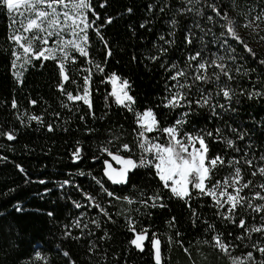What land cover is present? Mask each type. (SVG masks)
I'll return each mask as SVG.
<instances>
[{"label": "trees", "instance_id": "obj_1", "mask_svg": "<svg viewBox=\"0 0 264 264\" xmlns=\"http://www.w3.org/2000/svg\"><path fill=\"white\" fill-rule=\"evenodd\" d=\"M91 2L100 13L96 25H103L101 34L108 45L105 46L95 29L90 28L89 56L71 51L76 61L69 60L65 64L68 81H63L57 60L32 58L29 64L22 54L17 61L18 65H24L23 69L18 68L22 72V83L18 82L11 67L12 52L22 53V49L8 37L14 30L21 31V23L13 22L22 21L24 17L20 13L26 16L28 9L10 14L0 6V131L12 130L16 136L12 141L0 136V264H71L72 261L75 264H155L148 241H145L144 251L130 244L135 235L132 226L137 231L148 228L150 237L153 233L159 236L167 264H233V257L243 260L248 251H253L257 261L264 262V255L251 248L257 241L264 245V233L253 232L250 238L237 239L244 231L239 227V219H245L246 227H259L264 222L261 219L264 212H254L247 206L238 207L234 216L236 223H233L222 218L228 205L218 207L211 197L199 195L194 189L190 200L175 197L150 168H140L134 175L130 173L128 184L115 185L103 172V160H111V157L102 152L104 146L115 152L120 144L129 143L134 158L139 156L133 131L138 128L134 111L152 108L161 129L181 120L189 111V105L182 102L175 107L166 106L167 98L175 94L178 84L193 83L195 65L205 60L209 62L206 74L212 79L197 81L183 92L193 101L201 96H211L212 104H223L225 108L217 107L213 111L208 105L193 104L194 115L189 114L187 123L180 126L181 135L185 132L194 135L213 133L212 137L205 135L207 156L210 160L220 155L224 163H218L212 169L211 177L206 181L209 187L217 181L223 183L239 166L244 181H253L240 195L252 197L253 204L264 203L253 196L255 191L264 195V189L259 187L264 184V175H251L256 168L264 166V160H261L264 157V96L249 98L246 94L264 92V64L260 63L264 60L263 45L248 38L246 33L237 32L244 44L256 53L253 57L240 41L226 36L227 20L215 16L208 8L214 3L227 11L229 19L241 24L248 14L264 17V0H193L192 4L187 0H109L104 8L100 7L103 0ZM184 6L193 11L181 13L179 9ZM128 7L133 8L131 14L126 11ZM109 15L116 17L111 24L106 23ZM208 16L213 19H207ZM88 17L90 21L95 20L91 11ZM189 31L191 44L186 42ZM65 36H69L68 31ZM225 38L227 45L222 46ZM35 46L40 47L39 41ZM108 47L111 55L107 54ZM160 48L167 51L160 53ZM197 51L201 56L190 61L189 55ZM154 55L160 58L152 60L150 57ZM218 57L224 59L218 60ZM212 60L224 63L226 70L232 73V79L220 74L217 83L213 74L220 70L211 63ZM97 65L103 71H98ZM171 65H176V69ZM178 69H184L186 76L173 80L174 71ZM113 72L130 81V94L135 98L133 111L118 104L110 95L112 86L108 77ZM204 72L201 70L202 74ZM86 76L90 78L91 109L83 101H70L66 95L67 92L82 95ZM60 83L64 84V91L58 87ZM223 87L234 93L230 101L222 96ZM13 99L17 102L16 108L12 107ZM32 100L37 103L33 105ZM229 104L235 111L228 109ZM34 115L41 116L42 122H29L28 118ZM48 124L53 130L48 129ZM216 129H220L219 136ZM233 129L242 134L243 139H239ZM113 135L120 139L110 145L108 141ZM148 135L160 143L168 141V135L159 130ZM228 139L235 141L234 147L228 146ZM78 144L83 150L81 158L76 160L72 152ZM120 154L127 155L125 152ZM233 157L239 161L238 165L228 164ZM246 158L253 160L251 167L245 163ZM17 165H22L27 175L20 172ZM81 172L84 175H80ZM94 177L102 179L104 186L117 195L132 197L134 202L130 204L127 200H116L99 192L100 186ZM25 180L30 182L25 183ZM39 180L46 183H38ZM65 180L70 183L61 188L60 184ZM228 183L231 185L232 181L229 179ZM45 188L51 191L45 193ZM80 189L96 196L97 203L111 214L112 220L86 203ZM141 193L144 199L153 194L163 196L164 207L145 208L138 202ZM109 200L111 204L107 203ZM17 201L21 203L22 211H16ZM74 202L82 207L77 208ZM49 212L53 215L49 216ZM172 217H175L174 221ZM94 220L99 222V227L92 223ZM217 233L235 247L225 253L213 246L210 242ZM37 251L45 256L44 261L35 259ZM65 251L69 256H64ZM244 264L249 262L244 261Z\"/></svg>", "mask_w": 264, "mask_h": 264}, {"label": "snow or ice", "instance_id": "obj_2", "mask_svg": "<svg viewBox=\"0 0 264 264\" xmlns=\"http://www.w3.org/2000/svg\"><path fill=\"white\" fill-rule=\"evenodd\" d=\"M188 4H192L193 0H187ZM24 4L28 9L27 15L21 12V16L24 17L22 21H14L13 23H21V31H13L12 34L8 37L11 41H13L18 49H22V53L20 51H13L12 55L14 57L11 67L13 69V74L17 77L18 82L20 77L22 76V72L18 70V68L23 69L24 65L17 64V61L21 59V55L23 54V58L26 63H31L32 58L36 59H53L57 60L63 81H68L69 76L67 74L65 64L69 60L73 63L76 61V57L72 56L71 51H76L80 55L84 57L89 56V52L87 51V47L89 46V36L88 30L90 28H94L96 34L100 36L101 41L108 45V41L101 34V28L103 25L97 26L96 20L100 19V13L96 12L92 6L91 0H74L72 3V11L69 12L67 10V5L65 4V0H0V6H2L6 11L10 14L14 11H19L20 5ZM109 0H103V3L100 4L101 8L108 6ZM63 6L62 11H58V8ZM151 7V6H150ZM208 8L211 9L212 13L215 16H222L225 20H227L226 33L231 37L235 38L237 41H240L243 44V47L250 53L253 57H255L256 53L250 48L247 44L241 40L240 36L237 34L234 28V22L228 18V13L222 7H217L216 4H209ZM91 11L95 20L90 21L88 17V13ZM126 11L131 14L133 12V8L128 7ZM163 11V8L161 9ZM181 13H187L193 11L192 8H188L184 6L179 9ZM196 11H202L201 9H196ZM261 17L257 16L256 19L259 20ZM116 19L114 16H107L106 23L111 24ZM207 19L212 20L213 16H208ZM173 24L176 23L175 20L172 21ZM250 23V22H249ZM144 25L142 24L141 27ZM247 26V25H246ZM199 27V25H197ZM67 30L71 33L72 39H61L64 31ZM25 33H33L32 35H25ZM36 33H39L37 35ZM223 35V34H222ZM55 37L54 40L52 38ZM163 39V37H161ZM52 40V45L49 46V41ZM39 41L40 47L37 49L35 46V42ZM186 42L192 43V35L191 31L186 36ZM167 43H172V41H167ZM227 45V39H223L222 46ZM160 53H165L167 49L160 48L158 50ZM30 54V55H29ZM107 54L111 55V48L108 47ZM201 56L199 51L195 52L194 55H189L188 59L190 61H196L198 57ZM59 57V58H58ZM152 60H157L159 56L150 57ZM231 58V57H229ZM223 57H218V60H223ZM208 61L201 60L195 65L194 71L195 75L193 76V83H185L178 84L177 89L175 90V94L170 95L167 98V105L175 107L182 102L184 104L189 105V111L183 114L181 120H177L174 125H170L167 127L160 128V122L156 118V113L152 108H147L143 112H135L134 116L136 117V124L138 125L137 129H133L136 141L137 148L142 150L140 155L134 158V154L132 152V146L129 143H122L119 145L115 152L111 151L109 147H102V152L106 153L111 160L105 159L103 160L104 168L103 172L107 176L108 180L113 184L125 185L129 183L130 173L135 174L136 170L140 168H150L154 169L155 176L159 178L162 182L163 187L170 190V192L178 198L184 200H190L192 197L193 189L199 195H208L216 202L218 207L223 208L224 205H228L227 210L222 213V218L231 220L233 223H236L234 219L235 210L238 207L247 206L252 209L254 212H264V203H255L253 204L252 197H245L240 195L244 188H249L253 184L251 179L244 181V177L242 175V170L239 166L234 168V175L226 177L224 182L221 183L217 181L215 184H212L210 187L206 183L211 177L212 169L217 166L218 163L223 164L224 160L220 155H216L212 157L210 160L207 156L208 147L205 142V135L208 137H212V132L207 133H198L193 134L190 132H185L181 135V125L183 123H187V117L189 114H193L191 106L193 104L200 105H208L212 108L213 111L218 107L220 109H224L225 105L219 104L214 105L211 103L212 97L201 96L198 100L188 99L183 89L192 88L193 84L197 81L199 82H207L212 77L207 76L206 70L208 66ZM211 63L219 68V73H214V78L219 83L220 74H223L227 79H232V73L226 70V65L224 63H218L217 60H212ZM261 64H264V60L260 61ZM98 71H103L99 65L96 66ZM173 69H176V65H171ZM201 70H205L204 74L201 73ZM89 73H91V69H88ZM237 71H239L237 69ZM186 76V72L184 69H178L174 71V75L172 79L175 80L178 77ZM108 79L112 83V91L111 96H113L116 102L120 105H124L129 111L134 110L135 98L130 94V81L128 79H123L121 81V77L113 72ZM85 80V88L83 89V94L74 95L71 92H67L66 95L70 101H83L86 103L91 109L92 100L90 98V78L89 76L84 77ZM120 82V83H118ZM61 91H64V84L60 83L58 85ZM222 96L231 100L234 93L228 87H223L221 89ZM249 98L253 96H264V92H256L252 91L246 93ZM31 103L34 105L37 103L36 100H32ZM12 107H17V102L15 99L12 101ZM228 109L231 111H235L232 109L231 104L228 105ZM93 116L94 113H91ZM58 115V113H57ZM219 115V113H217ZM83 119V117H81ZM29 122L31 120H36L37 122H42V117L38 115H34L28 118ZM23 122V121H21ZM48 129L53 130V126L51 124L47 125ZM162 131L168 135V141L166 143H160L159 140L155 139V137H151L148 133H152L154 131ZM87 131H94L93 129H87ZM216 135H220V129H216ZM234 132H237V137L239 139H243V135L240 134L236 129H233ZM0 136L6 137L8 140L12 141L16 139L14 131H0ZM120 137L113 135L112 139L108 141V144H112L114 141H119ZM199 144V147H197ZM227 144L229 147H234L235 141L228 139ZM82 146L77 145L75 151L72 152V156L74 159L79 160L81 158ZM238 152L239 149L237 148ZM121 152L127 153V155L120 154ZM145 153L149 155H145ZM247 155V154H246ZM2 159H7V157H2ZM96 159V157H93ZM261 160H264V157H261ZM113 161L116 165L114 166ZM208 161V163H206ZM245 163L248 166L253 165L252 159H245ZM229 165H238L239 161L233 157L228 160ZM19 171L25 173V170L22 165H17ZM257 173L264 175V166H259L254 171H252L251 175L256 176ZM27 175V173H25ZM80 175H84L83 172ZM96 183L100 186L99 192H103L108 197H113L116 200H127L128 203H133V198L129 196H119L115 192L109 190V188L104 186V181L100 178H95ZM229 179L232 181V184L229 185ZM30 182V180H25V183ZM38 183L44 184L46 181L39 180ZM70 181L65 180L60 187L63 188L64 185L69 184ZM191 186V187H190ZM79 188V185H77ZM229 187H232L233 190L229 191ZM261 189H264V184L259 186ZM51 189L45 188L44 192H50ZM82 195L86 198V203H89L91 206L98 208L101 213L107 216L108 220H112V216L107 210L100 204L97 203V197L91 194L90 192H85L83 189H80ZM255 198L260 200H264V195L260 191H255L253 193ZM141 199L138 201L145 208L151 206L153 208L159 206L164 207L163 204V196L159 194H153L147 199L143 198V193H141ZM159 201V203H157ZM75 203L77 208H81L82 205L79 203ZM108 204H111L112 201H107ZM191 205L189 204V207ZM16 211H22V206L19 201H17L14 206ZM49 216H52L53 213L49 212ZM193 215H196V212L193 211ZM131 221V217L128 218ZM262 221H264V217H261ZM175 220V217H172V221ZM97 227H99L98 221H92ZM134 223V222H133ZM171 223V221H170ZM79 221H77V225ZM85 227H87L85 225ZM213 227V226H210ZM239 227L244 229L242 234L237 237L239 240L245 239V237L251 236V233H264V222L260 224L259 227L252 225L251 227H246V221L244 218L239 219ZM131 231L135 234L134 238L131 239L130 244L134 245L140 251H144L145 249V241H148L152 248V255L155 264H167L162 254L161 248V240L158 235L155 233L152 236H149L148 228H143L140 231H137L134 226L131 227ZM70 235V234H69ZM107 236V233H105ZM222 234L217 233L213 236V246L218 247L221 251L225 253L228 252L230 247H235V245H229L227 242L222 240ZM179 243H183L179 241ZM251 248L258 251L260 254L264 255V245H261L259 241L251 244ZM185 252H188V248L184 249ZM64 256H69L68 252L63 253ZM35 259L39 261H44L45 256L37 251L35 253ZM233 264H244V261H248L249 264H264L262 261H257L253 251H248L246 255L241 260L240 257H233ZM71 264H75L74 261Z\"/></svg>", "mask_w": 264, "mask_h": 264}, {"label": "rangeland", "instance_id": "obj_3", "mask_svg": "<svg viewBox=\"0 0 264 264\" xmlns=\"http://www.w3.org/2000/svg\"><path fill=\"white\" fill-rule=\"evenodd\" d=\"M67 2H68V0H65V4L67 5V10L69 12H71L73 10L71 5L74 1H72L70 3H67ZM20 9H22L24 11L27 8L25 7L24 4H21ZM62 10H63V6H60L58 8V11H62ZM256 17L257 16H255L253 14H248V15L244 16L241 24L234 21L233 26H234L236 32L246 33L248 38H253V40H256L257 42L259 41L260 44L263 45L262 50H264V17H261L259 20H257ZM66 31L67 30L64 31L61 39H72L71 33L69 31H68L69 36H65ZM226 36L233 38L230 35H227V33H226ZM122 80L123 79L121 78L120 82H122ZM120 82H118V83H120ZM110 83H111V81H110ZM111 86H112V83H111ZM197 147H199V144H197Z\"/></svg>", "mask_w": 264, "mask_h": 264}, {"label": "water", "instance_id": "obj_4", "mask_svg": "<svg viewBox=\"0 0 264 264\" xmlns=\"http://www.w3.org/2000/svg\"><path fill=\"white\" fill-rule=\"evenodd\" d=\"M113 164H114V166H118V165H116V164H115V162H114V161H113ZM105 177H107V176H105ZM107 179H108V178H107ZM115 185H118V184H115Z\"/></svg>", "mask_w": 264, "mask_h": 264}, {"label": "built area", "instance_id": "obj_5", "mask_svg": "<svg viewBox=\"0 0 264 264\" xmlns=\"http://www.w3.org/2000/svg\"><path fill=\"white\" fill-rule=\"evenodd\" d=\"M139 151L141 152L142 150L139 149ZM140 152H139V155H140ZM145 155H149V154L145 153Z\"/></svg>", "mask_w": 264, "mask_h": 264}]
</instances>
